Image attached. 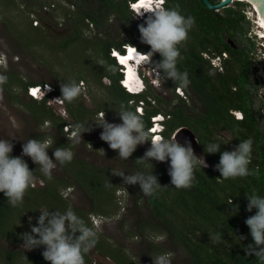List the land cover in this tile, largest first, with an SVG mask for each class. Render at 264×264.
<instances>
[{
	"label": "trees",
	"instance_id": "16d2710c",
	"mask_svg": "<svg viewBox=\"0 0 264 264\" xmlns=\"http://www.w3.org/2000/svg\"><path fill=\"white\" fill-rule=\"evenodd\" d=\"M68 1L78 8L74 20L76 25L78 24V27L75 25L77 33L71 39L62 42L59 48H65V45L77 43L81 39L85 40L80 36L81 25L87 28L92 23L103 28L108 24L107 20L111 15L118 17L128 29V36L118 40L110 38L87 41L90 48H93L91 46L93 44L94 48L100 50L103 55L105 64L98 71L99 77L109 76L113 81L108 88L110 103L100 104L109 114L119 111L121 104L136 111L135 104L144 100L147 102L145 113L137 114L142 116L150 136L151 117L162 113L169 116L164 122V138L173 139L178 128L187 126L197 134L204 149L205 144L217 142L222 144L221 152L233 150L242 140H252L248 176L221 178L220 173L215 170L220 153L205 152L208 166L195 169L194 181L188 188L172 186L168 168L160 162L152 161L153 165H151L139 160L144 156L145 151H135L132 158L139 171L145 173L153 171L158 177L162 187L157 193L149 196V202L155 216L171 239L177 246L187 251L186 264H257L254 257L246 256L242 247L248 244L251 238L248 237L239 243L236 237V234L245 236L248 234L244 220L252 213L246 211V195L253 193L264 195V98L260 95V83L257 78L259 67L254 61L259 49L256 39L249 35L252 23L245 13V8L251 5L244 1H235L217 11L209 9L203 0H166V9H175L185 17L193 19L187 39L178 45L182 59H178L177 62V70L181 73L186 72L190 81L187 87L182 88L191 94L192 103L188 104L185 98L176 93L175 89L180 86L179 82L169 79L168 85L174 95L171 99L179 98V101L172 105L173 100L163 96L149 78H146V91L139 95L130 93L120 83L122 73L120 65L111 55L112 50L124 52L123 45L126 44L137 46L145 52L150 50L148 45L140 41L138 25L143 21L135 17L129 5L130 1L136 0ZM211 1L219 3L221 0ZM51 3L43 2L41 6ZM63 12L65 17H71L68 9H63ZM87 20L91 22L87 23ZM36 26L34 28L39 29ZM224 52L228 53V57L223 61L222 71L212 65L210 58L203 55L207 53L213 57ZM160 59L159 54H155L152 57L153 65L155 66L154 62ZM5 76L7 81L4 84L17 81L16 77L9 74ZM80 79L77 77L75 81L79 83ZM20 84L24 93L28 95V87L37 83L21 81ZM49 98L50 96H47L38 100L30 97V100L25 102L30 107L32 117L39 124L49 120L53 126L51 133H42L38 138L45 140L50 136L54 137L51 153L56 147L73 148L75 143L81 140L75 142L76 140H68L64 137V134L66 135L64 126L71 121L63 118L58 111L47 104ZM23 99L25 100L20 98L21 102ZM150 99L155 100V104ZM61 107L69 111L74 120L73 125L84 123L83 119L87 116L93 120L97 112L101 111L99 107L97 109L87 107L83 92L73 102L65 101L64 106ZM235 112H241L242 118H237ZM223 132L228 133L231 138L222 135ZM146 143L150 147V143ZM28 166L35 175L46 182V186L37 188L30 185L24 194L22 204L16 207L10 206L3 193H0L2 237L15 244L22 230L30 231L27 216H31L33 219L31 222L35 224L36 217L40 215L39 211L42 209L64 212L71 208L90 227L98 231L90 219L92 216L90 212L70 207L69 201L63 197L61 190L71 186L70 181L63 177L58 178L53 173L49 179L40 172L39 165L29 162ZM60 168L82 185L93 201V211L96 215L105 218L109 213L102 209V206L114 201L116 191L115 179L107 174L109 169L100 168L75 157L71 162L60 165ZM236 205H239L237 214L230 211ZM97 233L98 241L85 254V264H95L90 256L93 249L111 258L116 264H139L128 256L122 247L112 245L106 236ZM217 236L219 239H216ZM152 247L159 248L155 245ZM161 249L165 251L163 247ZM0 261L3 264H49L44 260L42 253H26L16 248L0 250Z\"/></svg>",
	"mask_w": 264,
	"mask_h": 264
},
{
	"label": "rangeland",
	"instance_id": "374dc122",
	"mask_svg": "<svg viewBox=\"0 0 264 264\" xmlns=\"http://www.w3.org/2000/svg\"><path fill=\"white\" fill-rule=\"evenodd\" d=\"M42 1L52 3L41 6ZM63 9H68L71 17H65ZM245 10L252 23L251 33L254 37L261 30L253 22L257 13L252 6L246 7ZM77 12L78 8L68 0H10L9 2L0 0V75L9 74L17 78V81L0 84V139L18 138L13 141L12 155L19 156L22 151L23 141L21 140L25 142L29 138L39 140L38 137L42 133L53 131V126L49 120L39 124L32 117L30 107L25 103L30 100V97L19 86L21 81L37 83L32 85L50 84L53 90L50 88L48 93L42 94L37 99L52 97L53 102L48 101L47 104L58 111L63 118L65 117L74 123L69 111L61 107L64 106L65 101L58 98L61 97V84L70 83L80 77L79 84L85 83V89H82L85 104L91 109L99 107L101 111L97 112L93 120L90 116L83 119L84 123H89L88 126L91 130L84 132L79 139L81 141L75 143L73 148L68 149L73 152L75 158L84 159L95 166L109 169L107 174L115 179L116 191L113 203L102 206V209L109 213L105 215V218H102L93 211V201L82 185L62 171L59 163H57L52 173L58 178L63 177L72 183L71 186L62 188L63 197L69 201L70 207L90 212L92 215L90 219L97 227V232L104 237L106 236L112 245L122 247L127 255L139 264H153L152 258L162 253L170 254L171 264H186L188 260L187 251L175 244L165 227L155 216L149 202V196L140 191L139 184H123L122 177L118 176L121 172H125V175L140 172L132 156L127 160L118 157L117 151L110 149L108 144L100 139L102 128L96 125L102 123L103 118L110 123H120L121 121L117 112L109 114L100 105L110 103V89L108 88L113 81L109 76L99 77L98 71L105 64L103 55H101L100 50L94 48L93 44H91L93 48H90L87 41H100L110 38L118 40L128 36V29L114 15L110 16L107 20L108 24L103 28L97 27L90 23V20H87V23H90L89 27L80 26V36L85 40L81 39L77 43L72 42L65 45V48H59L58 46L62 42L76 35L75 29L77 28L74 20L77 17L75 16ZM35 26L39 29L34 28ZM76 26L78 27V24ZM256 42L262 51L263 40L257 37ZM259 59L262 62L263 56H259ZM262 63L264 69V62ZM263 76L260 78L262 83H264ZM152 79L153 83H156L153 84L156 89L167 99L173 100L172 105L179 101V98L171 99L174 95L168 85L169 79L164 80L155 77ZM144 83L145 91L147 89L146 80ZM184 91L185 97H182L188 104H191V94L185 89ZM20 98H25V100L23 99L21 102ZM60 102L63 105L59 104ZM235 114L237 115V113ZM166 119L167 117H165L164 122ZM222 135L231 138L226 132H223ZM64 137L68 140H76V137L70 138L67 133L64 134ZM45 140L54 142V137L50 136ZM148 148L149 146L145 143L139 145L136 151H146ZM50 149H48V155L54 160ZM24 159L27 163H33L29 157H24ZM160 164L169 167L167 162H160ZM31 186L42 188L46 186V182L35 175ZM27 217L29 220H33L31 216ZM24 231L28 232L24 229L20 233L22 234ZM21 234L17 236L15 244L0 235V250L16 248L26 253H42L43 247L25 250L21 246L23 243ZM152 245L159 248H153ZM162 247L165 251L161 249ZM90 256L95 264H116L111 258L101 255L96 249L91 251ZM0 264L3 262L0 261Z\"/></svg>",
	"mask_w": 264,
	"mask_h": 264
},
{
	"label": "clouds",
	"instance_id": "9594fccd",
	"mask_svg": "<svg viewBox=\"0 0 264 264\" xmlns=\"http://www.w3.org/2000/svg\"><path fill=\"white\" fill-rule=\"evenodd\" d=\"M141 1H130V3L139 4ZM147 1L135 17L144 18L147 13H150L143 23L138 25V31L141 43L150 47L146 53L147 58L151 60L157 53L161 57L158 62H154L155 66L151 69L158 78L172 79L174 82H179L180 87H187L190 83L187 73L177 70L178 59H182L178 45L187 39L193 19L185 17L175 9H166V0ZM147 58L145 55H137L129 67L121 62L120 65L128 69L132 68L142 76L143 68L148 62ZM6 81L7 77L0 75V84ZM142 85V91H144L145 83ZM81 92V86L73 80L70 83L61 84V97L58 99L71 103L81 95ZM116 112L120 123H110L103 118V122L96 125L102 128L100 139L106 142L110 149L116 150L121 159L127 160L139 145L150 143V147L139 160L151 165H153L152 161L167 162L171 185L176 188L190 187L195 178V169L208 166L202 156L195 155L190 142L181 143L176 138L157 137L153 139L146 129L142 116L136 111L121 104L119 111ZM161 120L164 123V119ZM88 125L89 123L72 125L73 136L76 137L75 142H79L84 132L91 130ZM17 139L16 137L0 139V193H3L7 203L12 207L22 204L24 194L35 178V172L30 170L24 157H29L35 165H39L40 172L49 179L57 163L64 165L73 159L71 150L56 147L52 153L53 160L48 155V149L51 148L53 141L32 138L26 142L19 139L23 141L22 151L19 156H14L12 155L13 141ZM221 146L220 143L210 142L205 144L204 149L209 154L220 153L219 162L215 165V170L220 173V177L229 179L248 176L252 140L240 141L231 151L221 152ZM118 176L122 177L123 184H139L140 191L146 196L154 195L162 187L153 171L150 173L140 171L131 175L121 172ZM246 199V211L252 213L244 220L248 234L247 236L236 234V237L239 243L250 237L251 241L242 245L246 256L254 257L257 264H264V195L253 193L246 195ZM230 211L237 214L239 205ZM39 212L40 215L36 217L35 224L31 222V219L29 220L30 231L21 235L23 241L21 246L25 250L43 247L42 256L49 264H85V254L98 241L97 231L71 208L64 212L56 210L55 212L50 210ZM216 239L219 237L217 236ZM152 261L153 264H171L170 254L162 253L152 258Z\"/></svg>",
	"mask_w": 264,
	"mask_h": 264
},
{
	"label": "built area",
	"instance_id": "2783aa9c",
	"mask_svg": "<svg viewBox=\"0 0 264 264\" xmlns=\"http://www.w3.org/2000/svg\"><path fill=\"white\" fill-rule=\"evenodd\" d=\"M161 1L162 0H159V2H161ZM130 8H131V10H133V12L135 13V15L141 9V7L138 6V3H130ZM253 10L255 11L256 9L254 8ZM147 15H150V13H147L144 16L143 19L141 17H137V18L140 19V20H144ZM256 15H257V17H255L253 19L254 20L253 22L261 30H259L260 33H257L254 36V38L257 40V37H258L261 40H263V42H262L263 43L262 44L263 49H262V51H260V49L258 48L259 50H258V53H257L256 58L254 59V61H255L256 66L259 67L258 74H257V78H258L259 83H260V95H261V97L264 98V86H263L264 83H262L260 81V78H262V76L264 75V69L262 67V65H263L262 62H264V38L262 37V35H264V34L262 33V31H263L264 27L262 29L261 22H260V17H259L258 14H256ZM250 35H252L251 32H250ZM251 37H253V35ZM123 49H124V52L119 51V50L116 51V49H113L112 52H111V55L116 59V61L119 64L121 62V58H120L119 54L122 53V54H126V56H128L130 54L129 53V49H134V53L136 54V56L137 55H145V57L147 58V56H146V53L147 52L142 51L137 46H133L131 44H126V45H123ZM203 55L206 58H210L212 65L214 67H216L220 71H222L223 68H224V64H223L224 59L228 57V53H226V52L222 53V55L219 54V55H216V56H213V57L210 56V55H208L207 53H204ZM261 55L263 56V61L262 62L259 59V56H261ZM153 67H154V65H153V62H152V58H151V60L148 59L147 65L144 66V68H143V75L140 76L139 74H137V72L133 71L132 73H134L135 80H134V82L131 85H129L127 83V81H128V75L126 73V72L129 71V69L127 67H123L122 65H120V71L122 73V78L120 80V83H121L122 87H124L127 91H129L130 93H133V94H138L139 95L140 93H143V91H142V89H143L142 83L145 82L146 78H149L150 81H152L151 82L152 84H154V85L156 84L155 82L153 83V79L152 78H154V77L155 78H158V77L155 75V73L151 69ZM263 78H264V76H263ZM159 82H160V80H159ZM84 84H82V85L79 84L82 89H85ZM50 88L52 89V86L50 84H46V85H44V84L30 85L28 87V89H27V94L29 95V97L34 98V99H37L38 97L42 96V94H46V92L49 91L47 89H50ZM175 91L180 96H184L185 97V91H184V89L182 87H180V86L176 87ZM150 100H152V99H150ZM48 101H52L53 102L52 97H50ZM152 103L155 104V100H152ZM59 104H62V103L60 102ZM145 105H146V101L140 100L135 105L136 111L139 114H144L145 113ZM235 113H237V118H242V113L241 112H235ZM165 117H169V116H166V115L160 113V114L153 115L151 117L152 125L149 127V131H150L151 137L153 139H156L157 137H163L164 138V135H163V131L164 130H161V129H164L165 127H164V123L162 122L161 119H165ZM72 125L73 124H71V123L65 125L64 126V130L69 135L70 138H75V136H73Z\"/></svg>",
	"mask_w": 264,
	"mask_h": 264
},
{
	"label": "water",
	"instance_id": "95a60500",
	"mask_svg": "<svg viewBox=\"0 0 264 264\" xmlns=\"http://www.w3.org/2000/svg\"><path fill=\"white\" fill-rule=\"evenodd\" d=\"M235 1H243V0H221L219 3H213L211 0H203L205 5L209 9H213V10H217V11L222 9V8L229 6L230 4L234 3ZM244 2L249 3L250 5H252V7L255 8V6L252 3L248 2V1H244ZM175 138L178 141H180L181 143L190 142L195 155H197V157L202 156L204 158V160H206L204 147H203L202 143L200 142L197 134L191 128H189L187 126H182V127L178 128L175 131L174 136H173V139H175Z\"/></svg>",
	"mask_w": 264,
	"mask_h": 264
},
{
	"label": "bare ground",
	"instance_id": "6f19581e",
	"mask_svg": "<svg viewBox=\"0 0 264 264\" xmlns=\"http://www.w3.org/2000/svg\"><path fill=\"white\" fill-rule=\"evenodd\" d=\"M243 1H248V2H250V3H252L254 6H255V8H256V10H255V12L259 15V17H260V22H261V27H262V29H263V27H264V0H243ZM148 1L146 0H142L139 4H138V6L139 7H142L145 3H147ZM253 8V7H252ZM254 9V8H253ZM258 10V11H257ZM262 33L264 34V29H263V31H262ZM262 37L264 38V35H262ZM119 56H120V58H121V60L123 59L124 60V64L125 65H127L128 67H129V64L133 61V60H135L136 59V54L133 52V53H131V54H129L128 56H126V54H122V53H120L119 54ZM124 67V66H123ZM133 72V70H132V68H129V71L128 72H126L127 73V75H128V81H127V83L129 84V85H131L133 82H134V80H135V77H134V73H132Z\"/></svg>",
	"mask_w": 264,
	"mask_h": 264
},
{
	"label": "snow or ice",
	"instance_id": "6c2138e0",
	"mask_svg": "<svg viewBox=\"0 0 264 264\" xmlns=\"http://www.w3.org/2000/svg\"><path fill=\"white\" fill-rule=\"evenodd\" d=\"M134 52V49H129V53L131 54V53H133ZM121 63H124V60L122 59L121 60Z\"/></svg>",
	"mask_w": 264,
	"mask_h": 264
}]
</instances>
